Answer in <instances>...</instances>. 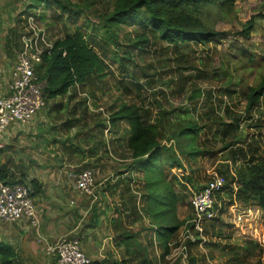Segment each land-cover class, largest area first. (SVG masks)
Returning <instances> with one entry per match:
<instances>
[{"label": "rangeland", "instance_id": "rangeland-1", "mask_svg": "<svg viewBox=\"0 0 264 264\" xmlns=\"http://www.w3.org/2000/svg\"><path fill=\"white\" fill-rule=\"evenodd\" d=\"M0 1V20L4 23L0 26L1 92L6 90V81L10 80L16 53L21 48V35H12L9 49H4V33L10 27H17L24 32L28 29L26 18L31 15L37 25L44 29L43 33L47 34L49 42L63 36L66 28L65 20L56 19L58 8L44 10L45 18L40 19L43 9L40 6L29 9L30 0ZM87 15L96 28L94 31L91 28L84 31L88 40L98 50L92 39L94 35H103V30L90 10ZM74 20L79 26L84 22L82 15ZM203 20L214 31L226 34L206 44L188 41L182 44L178 51L173 45L151 37L143 50L132 49L129 52L131 58L123 59L124 67L111 56L113 50L123 55L128 49L125 47L124 37L120 36V48L111 45L108 54L103 55L104 62L111 71L108 76L101 82L90 84L86 89H71L69 95L75 96L67 102V106L63 105L68 100L67 97L57 100L61 103L60 109L56 110V106L51 102V106H44L32 123L21 127L23 129L19 128L11 146L6 145L3 149L7 151L0 154V164L8 159L16 174L26 173V176L33 177L35 173H42L39 171L45 164L41 166V163L48 158H54L50 154H55L57 157L54 159L62 162H67L68 157H73L68 151L69 145H85L91 149L99 144L109 151L110 155H104L99 150L100 161L93 158L90 169L92 174L95 171L108 175L104 158L112 160L116 165L112 172H124L122 185L125 184L126 187L122 192L125 201H135L138 218L134 213L128 217L124 213L121 232L111 240L115 247L116 243L121 246L119 250L116 248L117 257L121 255L119 252L126 249L125 242L120 239L121 233L131 235L132 237L126 239L135 240L142 246V249L136 250L132 249L135 244H131L130 252H125L127 262L124 264H138L137 261L142 255L145 261L151 264H264V225L261 211L253 201L244 203L235 191L231 203L228 191L224 190L219 198L216 197L213 218L201 216L198 219L193 207L194 194L213 173L223 174L225 183L233 179L232 183L236 187L237 170L243 167L249 156H260L264 153V95L252 110L245 111L248 88L255 86L264 74V0H234L232 8L222 11L210 7L207 8ZM249 20L253 21V27L248 36H241V31ZM123 78L125 81L137 82L138 90L131 84L127 90L120 88ZM196 92L199 95L193 97ZM121 101L141 102L150 109L152 117L156 116L161 108L166 111L174 110L204 126L196 138V146L203 152L192 157L180 156L183 167L165 171L168 179L174 181L175 193L178 196L175 215L182 221L173 238L169 240V250L166 254H163V248L153 236L157 225L141 206L142 192L140 190L137 194L136 191V187L143 182L142 176L137 170L129 171L126 168L130 156L125 146L126 128L122 122L114 126L113 130L111 128L110 114L118 108ZM74 105L85 107L86 113L82 114L81 120H76L67 127L64 124L68 118L65 108L71 109ZM50 109H54L53 112ZM80 115L81 112L78 111L75 117L78 119ZM234 118L237 119L236 129L231 135L222 136L217 131L221 123H231ZM97 123H102L101 129L96 128ZM15 128L17 127L12 124L8 126L10 132ZM56 143L57 147L52 153L49 147ZM81 148L77 151H81ZM240 148L242 150L239 151ZM231 150L236 152L233 159ZM80 154L82 153L77 157ZM68 165L73 167L68 170L57 167L46 173L44 178L51 179L53 172L51 186L65 189L68 186L67 181L71 183L75 178L73 170L78 163ZM239 208H249L251 213L249 217L236 222V211ZM35 210L38 212L36 205ZM38 216L39 225L35 228V233L40 246L37 244L36 251L31 252L20 247L22 264H47L44 254L51 264L57 262L55 256L46 254L48 239L43 236L40 215ZM131 219L134 222L132 225ZM195 220L197 223L201 222V231L198 230ZM235 254L238 258H234Z\"/></svg>", "mask_w": 264, "mask_h": 264}, {"label": "trees", "instance_id": "trees-1", "mask_svg": "<svg viewBox=\"0 0 264 264\" xmlns=\"http://www.w3.org/2000/svg\"><path fill=\"white\" fill-rule=\"evenodd\" d=\"M233 4L234 0H80V2L30 0L29 9L33 6H40L43 9L40 19L45 18L44 10L58 8L56 19L65 20V34L53 41L51 49L44 52L42 62L37 68L39 76L46 82L45 106H51L52 103L56 106V110L60 109L61 103L57 101L60 97L68 98L63 103L67 106V102L75 96L69 95L71 89L79 87L86 89L90 84L101 82L108 76L111 71L108 70L103 55L108 54L111 45L120 48L121 44L118 41L120 36L124 37L125 47L128 49L123 55L113 50L111 56L124 67L123 59L131 58L129 52L132 49L143 50L149 44L151 37L173 45L178 51L180 46L188 41L194 44H206L223 36L225 32L214 31L203 18L207 14V8L222 11L232 8ZM89 10L97 17L98 26L103 30V35H94L92 39L98 50L88 40L84 31L86 28H91L93 31L96 28V25L93 23L95 25L93 26L88 19ZM80 15L84 20L81 26L74 20ZM252 25V20L247 21L241 36H248ZM19 34L17 27L10 28L9 37L5 36L4 49H9L12 42L10 37ZM103 39H105L104 43ZM129 84L138 90L137 82L125 81L124 78L121 80L120 88L127 90ZM197 94L199 95L196 92L193 97ZM263 95L264 74L255 86L248 88L245 111L252 110ZM65 109L68 118L64 124L67 127L76 120H81L82 114L86 113V108L81 106L74 105L71 109ZM50 110L53 112L54 109ZM78 111L81 115L77 119L75 115ZM58 113L57 111V117ZM109 119L112 130L121 122L126 128L125 146L130 155L126 168L129 171L137 170L142 176L143 182L136 187V191L137 194L140 190L142 192L141 206L146 214L152 216V221L157 225L153 236L163 248V254H166L169 250V240L173 238L182 221L175 215L178 196L175 193L174 181L168 179L165 171L183 167L180 156L192 157L203 152L196 146V138L202 130L201 127L204 126L185 118V115H179L174 110L166 111L163 108L152 117L150 109L141 102L121 101L118 108L112 111ZM236 124L235 118L231 123L222 122L217 131L222 136H229L236 129ZM95 126L101 129L103 125L97 123ZM230 152L233 159L236 152L235 150ZM0 178L6 180L5 182L14 181L4 167L0 168ZM14 179L26 184L23 174H18ZM232 181L233 179L226 183L230 202H233L235 191L244 203L253 201L261 211L264 225V153L260 156H249L243 167L237 170L236 187ZM29 186L32 195L37 194L41 188L34 178L29 180ZM130 203H132L130 205L132 212V208L135 210L136 207L134 199ZM131 244H135L137 250L142 249L139 243L129 241L125 242L126 250ZM234 258H238V255L235 254ZM0 264H19L14 247L3 241H0ZM89 264L106 263L98 261ZM138 264L151 263L141 258Z\"/></svg>", "mask_w": 264, "mask_h": 264}, {"label": "crops", "instance_id": "crops-1", "mask_svg": "<svg viewBox=\"0 0 264 264\" xmlns=\"http://www.w3.org/2000/svg\"><path fill=\"white\" fill-rule=\"evenodd\" d=\"M0 19H2L1 16ZM2 24L4 25L2 20H0V26H2ZM18 31L20 32L19 35L23 33L21 30ZM8 33L9 29L4 33V35H8ZM19 130V128H15L10 132L11 134H14H10L7 146H11L13 137ZM34 133H36V131ZM56 147L57 143L51 144L49 147L50 151L53 153ZM79 147H82L81 151L83 152L80 150L77 151ZM99 150L102 151L104 155H110L109 151L103 149L99 144L97 147L91 149L88 147L86 148L85 145H69L68 151L73 154V157H68L67 162L57 161L54 159L57 156L55 154H50L54 158H48L45 162L41 163V166L45 164V169L43 168L39 171L42 173H35L33 177L28 175L26 176V173H19V175H25L26 185L29 186V180L34 178L41 186L38 193L32 195V199L34 201V205L37 206V213L40 215L41 231L44 234L43 236L48 239V243H54L57 238L66 235L79 241L81 249L84 251L86 256L90 258L91 262L99 261L105 262L106 264H124L127 262L125 252L129 253L130 248L119 252L121 255L120 257H117L116 253L118 252L116 251V248L119 250L121 249V246H118V243H116L117 246L115 247V243L111 242V240L118 232H121V227L124 225V213H126L127 217L132 213H134L137 218L138 215L136 214L134 208H132V212L130 211V205H132V203L125 201V195H123L122 192L126 187L125 184L122 185V178L124 176L123 171L113 173L112 170L116 167V165L112 160H107V157H103L105 159L104 167L109 174L103 175L101 173L98 174L95 171L93 172L95 188L92 194L86 195L90 197L79 194V192L75 189L77 174L83 169L91 170L90 168H92L91 165H93V158L95 161H100L101 157L98 153ZM0 151L1 154L7 150L3 149ZM79 153L82 154L77 157ZM75 163H78L73 170V176L75 178L71 180V183L67 181L68 186L65 189L51 186L53 172H51V179L49 178L46 180L44 178L46 173L57 169V167H62L63 169L68 170V168L73 167L68 164L74 165ZM1 167L7 169L9 176H12V180H14V178L18 175L14 172L15 169L10 165L8 159L5 162H1L0 168ZM132 224H134V222L131 219V225ZM35 231L36 229L26 219L12 223L0 222V241L6 242L14 247L17 252L19 264H22V257L19 252L20 247L21 249H26L27 252H31L32 250L36 251L35 248H38V245L40 246L37 242ZM121 235L120 239L123 243L135 241L128 240L132 237L131 235L124 233H121ZM34 238H36V241L33 243ZM49 240L54 242H49ZM132 249H135V247ZM37 254L38 252H36V255ZM44 257L47 264L52 263L50 259L45 256V254ZM134 258L135 257H133V259ZM141 258H144V255H142ZM53 264L58 263L55 261Z\"/></svg>", "mask_w": 264, "mask_h": 264}, {"label": "built area", "instance_id": "built-area-1", "mask_svg": "<svg viewBox=\"0 0 264 264\" xmlns=\"http://www.w3.org/2000/svg\"><path fill=\"white\" fill-rule=\"evenodd\" d=\"M26 29L21 34V48L16 53V60L10 71V80L6 90L0 92V150L10 138L8 126L25 127L32 123L37 114L45 106L46 82L42 79L37 68L42 62L44 52H48L53 42H49L34 18L28 15ZM45 32V31H44ZM6 181V180H5ZM0 178V222H17L22 219L38 228L39 218L32 199L31 187L18 181L5 182ZM226 178L223 174L213 173L208 181L194 194L193 207L198 215L208 219L213 218L216 197L226 191ZM75 188L79 194H92L95 180L89 169H83L77 174ZM258 210V209H257ZM236 222L249 217L251 209L242 208L236 211ZM201 231L200 223H197ZM46 254L55 256L58 264H89L77 239L66 235L60 236L56 242L47 243Z\"/></svg>", "mask_w": 264, "mask_h": 264}]
</instances>
